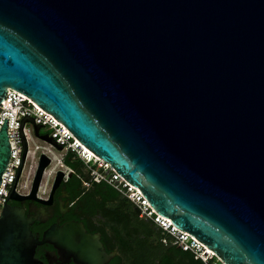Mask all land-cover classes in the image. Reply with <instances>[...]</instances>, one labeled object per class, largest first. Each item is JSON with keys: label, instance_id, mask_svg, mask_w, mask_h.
Masks as SVG:
<instances>
[{"label": "water", "instance_id": "95a60500", "mask_svg": "<svg viewBox=\"0 0 264 264\" xmlns=\"http://www.w3.org/2000/svg\"><path fill=\"white\" fill-rule=\"evenodd\" d=\"M7 91L62 123L220 263L264 264V0H0V103ZM25 122L63 146L22 119L0 264H42L44 244L59 264H104L111 255L80 223L35 238L36 216L10 203L51 204L63 180L57 172L49 199L37 197L50 163L41 155L29 194L15 191Z\"/></svg>", "mask_w": 264, "mask_h": 264}, {"label": "built area", "instance_id": "2783aa9c", "mask_svg": "<svg viewBox=\"0 0 264 264\" xmlns=\"http://www.w3.org/2000/svg\"><path fill=\"white\" fill-rule=\"evenodd\" d=\"M25 116H29L30 118H32L35 125H43L40 126V130L43 128L46 131L45 134L63 145L61 150H57V148L53 144L44 141L35 135L34 126L31 122L23 123L22 133L27 144L26 157L29 153L28 142L32 137L48 145V147H44L42 149H40L41 147L39 145L34 147V150H40L37 157V163L41 155H45L50 159L48 167L44 170L43 178L51 176L55 178L57 172H62L63 180H66L72 170L63 164V160L67 154H73L76 159H78L90 170V180L89 182L85 183L86 185H88V183H105L109 185L120 195H122V197L126 198L130 201V203L133 204V206L138 210L140 219L144 221H152L159 230L168 234L173 239V245H175L177 248H180L186 252H190L191 254H193L194 258L200 259L204 264H210V261L215 258L213 253L207 252L206 247L203 244L188 235L186 232L180 231L179 229L174 227L171 222L164 217L156 214L155 211L150 207L146 199L141 195L140 191L134 186L130 185L127 181H125L110 167L108 163L95 156L88 157L83 152L81 143L69 131L65 129L62 123H60L49 113H47L45 110L37 106L35 103L31 102L24 96L20 95L19 93L10 91L6 92L3 100L0 103V128L3 124L4 119L7 118V132L12 148L10 160L2 173L0 182V211L22 154L23 147L19 135V126ZM51 149L59 151L60 157L54 155ZM54 160L55 166L58 165V168L51 167V163ZM37 163L32 174H30V172H27V176L30 175L31 181L34 177ZM92 166H96L99 171L92 169ZM43 178L37 191V197L39 198H43L45 195H47L51 186L47 185L46 180L45 182H43ZM31 181L30 185L28 186H26L25 184L18 185L17 183L15 191L19 195L29 194ZM23 189H26V192H23Z\"/></svg>", "mask_w": 264, "mask_h": 264}, {"label": "flooded vegetation", "instance_id": "af4514ba", "mask_svg": "<svg viewBox=\"0 0 264 264\" xmlns=\"http://www.w3.org/2000/svg\"><path fill=\"white\" fill-rule=\"evenodd\" d=\"M70 174L54 189L51 204L29 200L10 203L24 208L26 214L36 216L30 229L33 237L40 239L53 224L62 226L67 222L80 223L87 232L98 238L103 251L111 255L104 264H125V222H112V203L105 201L109 195L108 189L89 183L86 185L90 178L82 170ZM52 186L53 183L42 200L49 199ZM58 257L52 245L44 244L35 249V258L42 264H59ZM65 264L76 263L69 257Z\"/></svg>", "mask_w": 264, "mask_h": 264}, {"label": "trees", "instance_id": "16d2710c", "mask_svg": "<svg viewBox=\"0 0 264 264\" xmlns=\"http://www.w3.org/2000/svg\"><path fill=\"white\" fill-rule=\"evenodd\" d=\"M73 157V154H67L63 164L74 172L82 170L81 162ZM92 185L108 189L109 195L105 201L112 203V222H125V264H204L190 252L173 245V239L156 230L152 221L140 219L133 204L112 187L102 183Z\"/></svg>", "mask_w": 264, "mask_h": 264}, {"label": "rangeland", "instance_id": "374dc122", "mask_svg": "<svg viewBox=\"0 0 264 264\" xmlns=\"http://www.w3.org/2000/svg\"><path fill=\"white\" fill-rule=\"evenodd\" d=\"M40 131H41V134L46 133V131L43 128ZM37 145H39L41 147L40 149H42L44 147H48L47 144H45L44 142H42L36 138L32 137L31 140H29V142H28L29 153L25 159L23 170H22L20 178L18 180V185H22V184H25L26 186L30 185L31 177H30V175L27 176V172H30V174H32V172L34 171L35 165L37 163V160H38L37 157H38L39 152H40V150H34V147ZM51 151L53 152L54 155H57L58 157H60L59 151L54 150V149H51ZM30 166H31V168H30ZM51 167L58 168V165L55 166V160L51 163ZM92 169L99 171L96 166H92ZM82 171L86 175L90 176V170L84 164H82ZM26 176H27V178H26ZM53 179H54L53 176L47 177V178L44 177L43 182H45V180H46L47 185L50 186L53 183ZM23 192H26V189H23ZM155 229L159 230L157 226ZM163 242H165V241H163ZM211 264H219V262H218V260L212 259Z\"/></svg>", "mask_w": 264, "mask_h": 264}, {"label": "bare ground", "instance_id": "6f19581e", "mask_svg": "<svg viewBox=\"0 0 264 264\" xmlns=\"http://www.w3.org/2000/svg\"><path fill=\"white\" fill-rule=\"evenodd\" d=\"M82 145V144H81ZM82 150L83 152L88 156V157H92V156H95L87 147L83 146L82 145ZM97 157V156H95ZM98 158V157H97ZM166 219V218H165ZM168 221H170L169 219H167ZM207 252L208 253H212L211 250H209L208 248H206ZM214 254V253H213Z\"/></svg>", "mask_w": 264, "mask_h": 264}]
</instances>
